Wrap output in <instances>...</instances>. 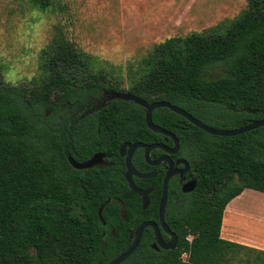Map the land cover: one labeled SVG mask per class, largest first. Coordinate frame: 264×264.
I'll return each mask as SVG.
<instances>
[{
	"label": "trees",
	"instance_id": "trees-1",
	"mask_svg": "<svg viewBox=\"0 0 264 264\" xmlns=\"http://www.w3.org/2000/svg\"><path fill=\"white\" fill-rule=\"evenodd\" d=\"M27 2L41 12L61 5ZM212 65L220 67L216 77L207 76ZM39 69L31 85L5 83L0 69V264H108L128 249L141 222L156 217V206L143 208L117 173L110 185L104 172L83 175L71 167L62 139L66 131L76 139L79 130H66L59 117L81 115L77 107L125 82L145 101H168L214 127L264 119V0H247L235 17L201 32L155 43L124 77L60 30L41 49ZM144 114L120 99L86 114L100 118V135L85 138L83 148L116 153L123 140L151 141L158 134ZM151 117L175 134L197 185L178 212L166 210L175 247L154 249L147 226L120 264H264V250L220 236L230 200L246 188L264 192V126L222 136L166 107Z\"/></svg>",
	"mask_w": 264,
	"mask_h": 264
},
{
	"label": "rangeland",
	"instance_id": "rangeland-1",
	"mask_svg": "<svg viewBox=\"0 0 264 264\" xmlns=\"http://www.w3.org/2000/svg\"><path fill=\"white\" fill-rule=\"evenodd\" d=\"M60 3L58 8L41 12L31 8L27 0H0V69L5 83H33L40 72V51L57 30L95 56L103 67L124 77L129 66L155 43L171 36L201 32L231 19L246 6L247 0H60ZM219 73L220 67L212 65L207 76L216 77ZM121 88H127L125 82ZM243 193L244 210L260 215L264 210V199L257 198L260 192L249 189ZM243 229L251 232L252 226Z\"/></svg>",
	"mask_w": 264,
	"mask_h": 264
},
{
	"label": "flooded vegetation",
	"instance_id": "flooded-vegetation-1",
	"mask_svg": "<svg viewBox=\"0 0 264 264\" xmlns=\"http://www.w3.org/2000/svg\"><path fill=\"white\" fill-rule=\"evenodd\" d=\"M110 91L129 92L127 88H120L116 90L102 89L98 93V95L91 98L88 103L82 104L76 108L74 113H81V115L72 114L64 117H59V119L65 121L66 124L64 125V128L66 130L72 128H77L79 130L78 134H76V139L71 136L70 132L66 131L64 133L62 139L63 153L65 154L66 160L71 165V167L82 171L81 173L83 175H87L92 172L94 173L104 172L108 176L107 180L109 184L112 185L113 180L115 178V174L117 173L119 176H121V178L124 180L126 185L129 187L126 178V171H127L126 158L129 154V145L127 143L132 144L135 142H141L144 143L146 146L154 145V144L158 145L151 148L149 151L150 159L153 161H158L156 163H149L146 161L144 146H139L133 150V152L130 155V161L134 169L140 173H144V174L153 173V174L148 177H139L135 174H132L131 177L137 187L141 189H147L151 187V190L148 192L147 195L148 196L147 206L143 207V200L141 196H140V200L143 208H147L150 205L156 206V211H157L156 217L155 218L153 217L152 219L149 220L157 223L163 243H167L170 240V237L168 232L160 224L159 212H158L160 200L162 197L164 177L169 169L173 170V173L170 175L167 183V193H166V201H165V209H164V222L167 225L168 230L170 232H173L176 238H177L176 233L170 228V226L166 222V210L169 207L173 213L178 212L181 209V207L184 205L185 200L188 197H190V195L196 188L197 181L193 176L192 172L190 171L191 166L189 161L186 158L179 155V142L177 149L171 151L170 149L174 147L173 139L170 136L159 132H155L158 135L154 137L151 141L138 140V141L130 142L127 140H123L117 144L116 153H114L109 148L102 150L96 149L93 151L90 150L87 151L86 149L83 148L82 145L85 138H88L91 135L93 136L100 135L99 122H98L100 118L94 115L89 116L86 114L96 113L101 108L106 106L110 101L116 99V98L108 97V93ZM213 118L214 117L210 116L209 121L212 122L211 120ZM49 119L56 120L58 118L49 117ZM93 130L96 131L90 133V131ZM122 145H124L123 148ZM165 156L167 158H164ZM70 158L77 163H83L94 158V162L89 167L79 169V168H75L73 164H71ZM183 160L187 164L186 169H185L186 165L183 162ZM136 162H138L137 164H139V166L136 164ZM154 193L156 194L155 196L153 195ZM151 230L153 233V241L151 243V246L156 250L166 249L158 244L156 246H153L154 230L152 228Z\"/></svg>",
	"mask_w": 264,
	"mask_h": 264
},
{
	"label": "water",
	"instance_id": "water-1",
	"mask_svg": "<svg viewBox=\"0 0 264 264\" xmlns=\"http://www.w3.org/2000/svg\"><path fill=\"white\" fill-rule=\"evenodd\" d=\"M108 97L109 98H116V99H120V100L133 101V102L139 104L140 106H142L145 110L144 120H145L147 127L154 132H159V133L168 135L173 139L174 147L172 149H170L171 151H174L177 149L178 140L173 133H171L170 131L164 129L163 127L155 124L152 121L151 115H152V112L155 108L166 107L169 110H171V111L181 115L182 117L186 118L190 123L194 124L195 126L199 127L200 129H202L206 132H209L211 134H215V135L231 136V135H236V134H239V133H242L245 131H249V130L257 128L259 126H264V119H257V120L250 122V123H247L245 125H242V126H239L236 128H232V129L217 128V127L210 126V125L200 121L199 119H197L196 117H194L193 115H191L190 113L185 111L183 108H181L177 105L171 104L170 102L165 101V100L153 101V102L149 103V102L145 101L144 99H142L141 97H139V96H137L131 92H121V91H110L108 93ZM127 144L129 145V154L126 158V167H127L126 178H127L129 187L135 193H137L139 196L142 197L143 207H146L147 203H148V196L147 195H148V192L151 190V187L147 188V189H141V188L137 187L135 185V183L133 182L131 175L135 174L139 177H148V176H151L153 173L144 174V173H140V172L136 171L131 164L130 155L135 148H137L139 146H144L145 147V159H146V161L149 163H156L158 161H153L150 159L149 151L151 148L158 146V145L154 144V145L146 146L144 143H141V142H135L132 144L127 143ZM123 147H124V145H122V148ZM164 158H167V157L165 156ZM70 162H71V164H73V166L75 168L80 169V168H86V167L91 166L94 162V158H92L86 162H83V163H77L70 158ZM183 162L186 165L185 166V169H186L187 164L184 160H183ZM172 173H173V170L169 169L167 171L165 177H164L162 197L160 200L159 210H158L160 224L168 232L170 240L167 243H163V240H162L161 235H160L159 227H158L156 222L150 221V220L143 221L142 223H140L137 226V228L134 232L133 240L131 242V245L128 247V249L126 251L120 253L117 257L112 259L108 264H120L126 258H128L132 254V252L136 249V247L138 246L140 239H141V236H142L143 229L147 226H150L154 230L153 246H156L158 244V245H160L166 249H172L175 247L177 238L173 232H170L168 230L167 225L164 222V209H165V201H166V193H167V183H168L169 177Z\"/></svg>",
	"mask_w": 264,
	"mask_h": 264
},
{
	"label": "crops",
	"instance_id": "crops-1",
	"mask_svg": "<svg viewBox=\"0 0 264 264\" xmlns=\"http://www.w3.org/2000/svg\"><path fill=\"white\" fill-rule=\"evenodd\" d=\"M245 190L249 188L244 189L225 206L220 236L226 240L264 250V210L260 215L244 210L241 197L244 196ZM257 198L264 199V192H260ZM249 226H252V231L246 232L243 228Z\"/></svg>",
	"mask_w": 264,
	"mask_h": 264
},
{
	"label": "built area",
	"instance_id": "built-area-1",
	"mask_svg": "<svg viewBox=\"0 0 264 264\" xmlns=\"http://www.w3.org/2000/svg\"><path fill=\"white\" fill-rule=\"evenodd\" d=\"M185 256H186V254L184 253V254H183V257H185Z\"/></svg>",
	"mask_w": 264,
	"mask_h": 264
}]
</instances>
